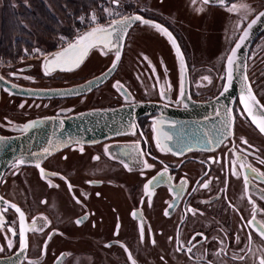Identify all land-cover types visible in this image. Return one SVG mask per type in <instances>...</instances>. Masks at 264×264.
<instances>
[{
    "label": "flooded vegetation",
    "instance_id": "1",
    "mask_svg": "<svg viewBox=\"0 0 264 264\" xmlns=\"http://www.w3.org/2000/svg\"><path fill=\"white\" fill-rule=\"evenodd\" d=\"M262 11L264 0H135L126 13L173 34L187 83L167 36L139 22L111 78L87 94L45 95L111 60L50 76L36 63L2 60L0 264H262L255 229L264 225V135L238 97L232 133L210 149H168L159 136L174 134L157 131L160 112L220 93L232 46ZM246 75L264 107V27L247 51ZM137 105L149 109L133 127L83 135L96 141L69 144V133L58 141L52 132L53 118ZM21 136L47 139L43 148H15Z\"/></svg>",
    "mask_w": 264,
    "mask_h": 264
},
{
    "label": "water",
    "instance_id": "2",
    "mask_svg": "<svg viewBox=\"0 0 264 264\" xmlns=\"http://www.w3.org/2000/svg\"><path fill=\"white\" fill-rule=\"evenodd\" d=\"M137 16L142 19H134ZM125 18L133 19H131L127 25H122L120 22ZM252 21L242 31L228 54L229 56L233 50L236 51L231 77L228 75L227 58L224 62L222 73V78L224 79L223 88L215 98L205 102L186 100L184 104L185 108L176 107L168 112H160L156 108H150L151 110H148L161 113L157 126L159 128L157 130L159 133L174 134V136H159V141L166 148L171 150L210 149L219 145L228 137L223 135L232 133L233 131L234 116L232 107L237 97L253 124L259 132L264 135V131H261L260 126L261 117L264 115V107L253 93L246 75L247 51L253 38L264 27V17H260L254 24ZM138 22L141 25L155 27L167 36L172 45L174 54L176 55L179 71L182 77L186 78L185 83H187V65L173 34L166 27L157 22L145 19L138 14L127 13L109 22L96 24L81 30L64 45L48 51L41 57L32 59V63H36L37 67L46 76L53 75L57 72L71 75L86 64L98 66L105 60H111L110 66L104 72L76 83L73 85L74 87L71 86L46 91L45 95H47V97H75L79 94H87L103 85L111 78L117 68L127 34ZM250 24L251 27H248ZM97 27L106 29V33L103 37H98L97 41L94 42L86 52H82L79 47L69 48V45H75L77 41ZM245 32H247V36L241 40ZM107 33H112V36H108ZM100 40L104 42H99ZM237 44L240 45L239 48H236ZM59 53L64 54L61 58V62L56 61L57 54ZM117 53H119V59H117ZM76 58H79L78 65L70 62ZM63 61L69 62L65 63ZM23 62L28 61L21 60L18 63ZM113 65L115 66L113 67ZM147 108L149 109L147 105L130 107L120 106L104 110H89L70 115L66 118H53L51 121L52 132L57 134V136L54 137H56L58 141H63L66 137L63 135L69 133V144L79 141L82 143L96 141L98 140L97 136L83 135L115 132L118 131V128H122V131H125L126 128L133 127L137 117L147 113ZM46 139L47 136H37L29 143L27 139H23L21 136L14 141L15 143H19L15 145V148L22 149L26 143L25 148H43Z\"/></svg>",
    "mask_w": 264,
    "mask_h": 264
},
{
    "label": "trees",
    "instance_id": "3",
    "mask_svg": "<svg viewBox=\"0 0 264 264\" xmlns=\"http://www.w3.org/2000/svg\"><path fill=\"white\" fill-rule=\"evenodd\" d=\"M4 6L0 27V58L17 60L24 49L32 48L30 39L53 41L62 27L59 17L76 27V17L96 8L98 0H25L19 10L9 0ZM69 33V31H67ZM57 46H52L54 49Z\"/></svg>",
    "mask_w": 264,
    "mask_h": 264
},
{
    "label": "rangeland",
    "instance_id": "4",
    "mask_svg": "<svg viewBox=\"0 0 264 264\" xmlns=\"http://www.w3.org/2000/svg\"><path fill=\"white\" fill-rule=\"evenodd\" d=\"M134 1L135 0H115L114 2V0H98L97 6L95 9H93L87 14H82L76 17L75 19V21L77 22L76 27L69 26L63 18L59 17L61 27H62V33H60L58 37H56L53 41H49V40L41 39V38H32L30 39V41H31V44H33L32 45L33 47L29 49H24L23 52L25 50L31 51L33 49H39L40 51L43 52L42 55L38 56V57H41L48 51L53 50V49H50V47L52 46L59 47V46L64 45L66 42L70 40L72 36L76 35L81 30H84L96 24L109 22L110 20H112L111 16L119 18V17L126 15L127 14L126 11L132 7V5L134 4ZM9 3L12 6V8L17 9V10H19L22 5L26 4L25 0H9ZM3 9H4L3 3L0 0V27H1ZM93 17H95V20H93ZM67 31H69V33ZM32 59H35V58H30V59L29 58L27 59L19 58L15 61L0 58V62L4 60L5 62H9L12 65V64H17L21 60L33 62ZM89 65L92 68L97 67V66H92L91 64ZM218 68L220 67L218 66Z\"/></svg>",
    "mask_w": 264,
    "mask_h": 264
},
{
    "label": "snow or ice",
    "instance_id": "5",
    "mask_svg": "<svg viewBox=\"0 0 264 264\" xmlns=\"http://www.w3.org/2000/svg\"><path fill=\"white\" fill-rule=\"evenodd\" d=\"M115 2V0H114ZM205 3H208V2H211V0H204ZM221 2H223V0H221ZM235 7V6H233ZM260 17H264V12H261L259 13L256 18L252 21V23H256V21L260 18ZM131 19L133 18H125L123 21H121L120 23L122 25H127ZM134 19L136 20H141L142 18L137 16L135 17ZM93 20H95V17H93ZM145 23H148L147 21H144ZM158 27V26H157ZM248 27H251V24L248 26ZM106 33V29L102 28V27H97V28H94L92 29V31L88 34H86L84 37H82L79 41H77V43L75 45H69V48H76V47H79L82 52H86L87 49L89 47H91L93 45L94 42L97 41V38L98 37H103ZM108 36H112V33H107ZM247 36V32L244 33V35L241 37V40H243L245 37ZM99 42H104L103 40H100ZM240 45L237 44L236 45V48H239ZM67 51V50H65ZM63 53H59L57 54V57H56V61L57 62H61V58L63 57ZM236 56V51L233 50L231 52V54L227 57V66H228V75L229 77H231L232 75V70H233V64H234V58ZM117 59H119V53H117ZM65 63L69 62V61H63ZM71 63L73 64H76L78 65L79 63V58H76L75 60L73 61H70ZM115 65H113L114 67ZM2 79V78H0ZM205 79H207L205 77ZM181 99H183V93H181ZM21 107H23V105H21ZM255 122V121H254ZM32 125L29 124V125H25V130H27V128L31 127ZM260 126H261V131H264V115H262L261 117V122H260ZM246 143V141H244ZM39 167V165H37ZM148 167H151V165H148ZM205 187H207V185H204ZM147 187V186H146ZM181 187H183V183H181ZM69 188L71 189V186L69 185ZM3 198H0V200H2ZM46 203V201H45ZM12 207H15L14 205ZM16 211L17 212H20V209L19 208H16ZM23 216V213H21V217ZM82 220H78L76 223L79 224L81 223ZM255 231H257L258 234L261 235L262 238H264V225L260 226L258 229H255ZM262 264H264V262H262Z\"/></svg>",
    "mask_w": 264,
    "mask_h": 264
},
{
    "label": "built area",
    "instance_id": "6",
    "mask_svg": "<svg viewBox=\"0 0 264 264\" xmlns=\"http://www.w3.org/2000/svg\"><path fill=\"white\" fill-rule=\"evenodd\" d=\"M111 19L113 20V19H116V17H114V16H111ZM43 54V52L42 51H40L39 49H33V50H25L23 53H22V55L20 56V59H27V58H36V57H38V56H40V55H42Z\"/></svg>",
    "mask_w": 264,
    "mask_h": 264
}]
</instances>
